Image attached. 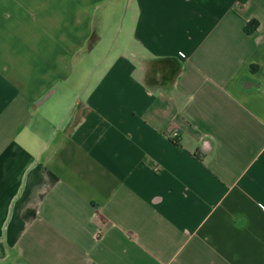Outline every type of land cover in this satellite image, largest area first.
Wrapping results in <instances>:
<instances>
[{
    "label": "crops",
    "instance_id": "1",
    "mask_svg": "<svg viewBox=\"0 0 264 264\" xmlns=\"http://www.w3.org/2000/svg\"><path fill=\"white\" fill-rule=\"evenodd\" d=\"M0 264H264V0H0Z\"/></svg>",
    "mask_w": 264,
    "mask_h": 264
},
{
    "label": "trees",
    "instance_id": "2",
    "mask_svg": "<svg viewBox=\"0 0 264 264\" xmlns=\"http://www.w3.org/2000/svg\"><path fill=\"white\" fill-rule=\"evenodd\" d=\"M258 25L259 24L256 21H253L252 23L246 26V32L247 33L254 32L257 29Z\"/></svg>",
    "mask_w": 264,
    "mask_h": 264
},
{
    "label": "rangeland",
    "instance_id": "3",
    "mask_svg": "<svg viewBox=\"0 0 264 264\" xmlns=\"http://www.w3.org/2000/svg\"><path fill=\"white\" fill-rule=\"evenodd\" d=\"M123 12H124V13H122V16H121V19H120V23H119V27H120V28H122V26H123L124 14L126 13V12H125V8H124ZM121 41H123V40L121 39L120 42H121ZM108 46H109V45H108Z\"/></svg>",
    "mask_w": 264,
    "mask_h": 264
}]
</instances>
